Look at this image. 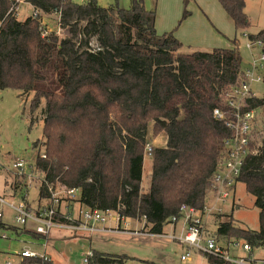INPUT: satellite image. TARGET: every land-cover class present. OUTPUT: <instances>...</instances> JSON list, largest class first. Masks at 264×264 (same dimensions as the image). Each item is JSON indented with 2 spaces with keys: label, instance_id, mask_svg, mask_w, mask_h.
<instances>
[{
  "label": "trees",
  "instance_id": "obj_1",
  "mask_svg": "<svg viewBox=\"0 0 264 264\" xmlns=\"http://www.w3.org/2000/svg\"><path fill=\"white\" fill-rule=\"evenodd\" d=\"M192 1L183 0L178 27L191 16ZM216 1L236 32L249 28L245 0ZM26 3L42 20L60 15L69 35L61 39L52 32L43 37L39 20L31 15L20 21L19 4L0 0V90L33 94L31 110L41 109L44 121L41 144H34L43 152L38 151L32 169L43 179L39 201L50 202L47 185L74 189V197L66 198L69 210L78 206L77 210H110L128 220L144 219V229L152 235H163L165 225L175 223L172 218L180 217L182 207L202 210L220 169L224 142L232 135L214 110L228 113L222 94L245 72L237 38L231 48L188 53L175 30L157 32V14L146 9L144 0H131L129 9L118 3L104 7L98 0ZM247 38L253 45L264 44V30ZM248 105L264 116V93ZM150 126L155 136H165L166 143L152 149L151 177L144 190ZM238 183L254 198L259 229H243L233 214L217 213L213 238L227 245L243 240L252 252L264 248V137L260 153L245 161ZM7 184L18 190L14 181ZM56 220L64 221L61 207ZM18 226L9 228L34 239L47 238L27 225ZM0 227L8 228L2 222ZM90 252L86 264L135 260L124 254ZM204 256L208 264H236ZM21 264L52 262L25 258Z\"/></svg>",
  "mask_w": 264,
  "mask_h": 264
},
{
  "label": "rangeland",
  "instance_id": "obj_2",
  "mask_svg": "<svg viewBox=\"0 0 264 264\" xmlns=\"http://www.w3.org/2000/svg\"><path fill=\"white\" fill-rule=\"evenodd\" d=\"M73 1L80 4L85 2V0ZM114 1L102 0L100 4L101 6L108 7ZM118 1L120 7L123 9H129L131 7L130 0ZM156 2L158 5V0H144V5L148 11L156 12ZM194 3L197 7L203 6L201 5L202 3L200 5L196 1ZM245 3L244 10L250 20V26L246 31L236 32L232 23L228 21L224 11L215 2L213 4L215 6L213 9L214 22L205 16L209 22H206L204 25L201 24V27L203 28V33L210 28L218 33L216 36L221 35L226 47L231 46L232 41L237 38L245 70L249 68V64L253 61L259 66H262L259 74L262 77L260 81L263 84V90L256 93V96L260 97L264 93V61L262 60V48L258 44H255L250 49L247 48V45H249L247 36L249 34L255 35L261 30H264V0H245ZM192 11L193 14H196L194 10ZM32 12L33 10L29 4L21 3L18 8V19L24 21L26 17L32 15ZM46 22L49 25L50 31H57L58 21L56 16L49 17ZM196 22L203 23L200 20ZM196 22L192 24L191 29L199 28L200 24ZM164 28H159L157 30L158 33L168 30ZM188 31L192 32L190 29ZM187 34L190 35L191 33ZM66 36L63 38L58 37L65 39L67 38ZM194 44L196 51H208L207 47L212 45L213 41L211 38H207L205 39L204 46L200 45L202 43ZM183 48L184 51H188L189 49L188 45H183ZM21 94L22 92L11 89L0 90V213L2 215L0 222L8 226V228L0 227V264H20L22 261L20 254L24 250H29L36 254H44L47 251V256L54 261V264H86L85 258H87L88 252L91 249L107 253L124 254L138 259V261L131 260L128 264H144L142 261H152L158 264H208V261L202 253L194 251L191 252L189 258L184 261L181 260V256L188 252L187 247L181 246L176 240H172L169 237L175 235L178 238L183 235L182 231L184 227L186 228L183 219H180L176 226L173 223L165 225V237L155 236V238L149 235L102 233L95 234L92 239H88L86 237H73L69 231L64 229H54L51 232L52 240L46 242L45 239L35 240L27 234H17L12 228H9L19 227L15 223V210L11 207V203L19 206L25 201L34 210L50 203L47 200L39 202L40 181L38 179H34L30 186H26L28 176L17 172L12 167L13 161L16 158H21L27 164L24 171L29 175L35 165L38 151L43 152L41 145L38 148L34 147L35 143L41 144L42 140L44 121L41 109L33 112L31 110L33 94H22V96ZM43 107L44 105L41 108ZM262 119L263 123L261 122ZM262 119L259 116L260 126L263 129L264 116H262ZM149 141V143L154 144V147H161L165 145L166 138L163 134L155 136L152 131V126H150ZM151 168L152 158L146 155L144 158L142 180V188L144 190L148 188L150 182ZM7 173L11 178L7 177ZM7 181H9V184H12L14 181L22 189L17 191L11 190L7 187ZM23 197L26 199L24 200ZM210 202L211 198H208L206 204ZM213 206L223 209L222 214L224 216L233 214V218L239 227L246 230L259 229V211L254 205V198L246 192L243 183L237 184L233 195L226 202H214ZM77 208L78 206H75L74 210H77ZM213 212L218 213L217 211ZM213 214H206L203 218V223L206 225V232L203 236L204 241L213 237L216 231ZM133 224L132 229L138 227V231L148 233L144 229V225H146L144 219H142L141 223L136 222ZM114 226L115 221L113 219L107 220L103 225V227ZM27 227H32V225L29 223ZM236 243L233 242L227 245V242H221V244L229 247L228 255L231 259H247L249 257L257 260L264 259V248L254 249L249 254L243 250L245 241L239 240L238 244Z\"/></svg>",
  "mask_w": 264,
  "mask_h": 264
},
{
  "label": "built area",
  "instance_id": "obj_3",
  "mask_svg": "<svg viewBox=\"0 0 264 264\" xmlns=\"http://www.w3.org/2000/svg\"><path fill=\"white\" fill-rule=\"evenodd\" d=\"M15 1L19 5L21 3H26V0ZM19 5L17 7V13ZM32 17L40 21V29L43 37L52 33L47 27L46 21L41 19L39 12L34 11ZM56 17L58 26L57 31L54 33L63 38L67 35V27L61 24L60 15H57ZM68 36L69 35L66 37ZM255 44H258L261 48L264 46L261 41H258ZM254 45L249 43L248 48H251ZM262 60L264 61V55H262ZM261 68V65L259 66L253 61L251 65H249V68L245 70L241 80L224 91L222 95L229 108L228 113L219 109L214 110L215 118L224 120L225 125L230 129L232 135L224 142V156L220 161V169L213 178L212 189L209 193L211 202L205 204L202 210H197L192 207H182L180 209V217L172 218V221L175 223L179 219H183L186 225L184 235H181L178 238L176 236L169 237L187 247L188 252L182 256V260L189 258L191 252L194 251L200 252L203 255L222 258L236 264H264V261L261 263H253L243 259H231L216 239L211 237L205 241L203 240L205 233L203 228L204 216L206 214H213V211H217L218 214L223 212V209L213 206V203H224L233 195L245 161L247 158L259 154L263 147L264 125L263 129L260 126L261 122L263 123V115L261 114V110L249 108L248 105V101L256 97V93L251 84L254 81L261 80L262 77L259 74ZM259 116H261V122L259 121ZM153 148V143L147 144V156L152 157ZM41 157L45 158V155L41 154ZM26 165V162L19 158L13 161L12 167L17 172L28 176L27 186H30L34 179H38L41 184L43 179L40 176L35 175L32 171L29 175L25 173L24 168ZM47 187L50 192V203L38 210L30 208L26 202H23L19 206H15L13 203L10 204L15 210V223L17 225L25 226L29 222H32L35 224L36 233L44 236L48 235L54 229H64L76 235L118 233L165 237V235H152L150 233L140 232L138 229H132L131 227L133 223L138 221L128 220L120 216L116 211L91 209L69 210L66 198H73L76 194V190L63 188L60 190H54L51 185H47ZM58 207H61V216L64 219L63 222H58L56 220ZM1 217L2 215L0 213V218ZM109 219L115 221V228L108 229L103 227L104 223ZM243 250L250 251L251 247L245 243L243 244ZM90 255L91 252L89 251L87 258H85L86 263ZM20 258L22 260L25 258H32L40 259L43 262L50 261L46 253L36 254L29 250L22 251Z\"/></svg>",
  "mask_w": 264,
  "mask_h": 264
},
{
  "label": "crops",
  "instance_id": "obj_4",
  "mask_svg": "<svg viewBox=\"0 0 264 264\" xmlns=\"http://www.w3.org/2000/svg\"><path fill=\"white\" fill-rule=\"evenodd\" d=\"M86 1V0H85ZM99 1V4L102 0H98ZM131 1V0H130ZM159 4L157 5V2H156V6H157V18H156V24H155V27H156V30H158L159 28H163L165 27L164 29H168V30H165V31H161L160 33H165V32H170V31H174L175 30V37L181 41L183 43V45H188L189 49L188 53L190 52H195L196 51V47H194V43H202L200 45L204 46L205 45V39L207 38H211V40L213 41V44L208 46L207 49L208 51L214 49V48H231V46H227L226 47V44L223 43L224 42V39L222 38L221 35H217L218 33H216L215 31H213V29H210L206 26V28H208V30L204 31L203 33V28L201 27V24L204 25L206 22L208 23L209 20L205 17L207 16L211 21L214 22V17H213V9H214V2L219 5V7L223 10V8L220 6V4L216 1V0H193L189 6H188V10L191 12V16L188 17L181 25L179 28L178 27V22L180 21V19L182 18V13H183V0H158ZM198 3L199 5H203L202 7H197L195 5V2ZM214 1V2H213ZM200 2V3H199ZM114 3H118L119 4V1L118 0H115ZM113 3V4H114ZM101 5V4H100ZM31 7V6H30ZM32 8V7H31ZM33 10V9H32ZM194 10L196 12V14H193V11ZM224 11V10H223ZM33 13V12H32ZM225 13V11H224ZM18 14V13H17ZM226 14V13H225ZM227 18H228V21L232 23V26L234 28V24H233V21L228 17V15L226 14ZM30 17V16H28ZM26 17V18H28ZM25 18V19H26ZM24 19V20H25ZM197 20H200V22L202 21L203 23H199V22H196ZM47 21V18L46 20ZM196 22V23H199L200 26L199 28H193L191 29L190 27L192 26V24ZM47 23V22H46ZM177 25V27H176ZM177 29H176V28ZM212 28V27H211ZM218 28V27H217ZM191 30L192 32H189L188 30ZM220 30H222L221 27H219ZM235 29V28H234ZM188 31V32H187ZM223 31V30H222ZM158 32V31H157ZM187 33H191L190 35H188ZM218 45H221V46H218ZM247 48H248V45H247ZM250 49V48H249ZM251 65V63L249 64ZM252 88L253 90L255 91V93L257 92H260L263 90V84L261 81H254L252 82ZM166 142V141H165ZM19 159V158H16V160ZM27 186V184H26ZM7 187L10 188L11 190H13L12 187H10V185L7 184ZM28 188V187H26ZM18 190H21L22 188H17ZM14 191V190H13ZM25 202V201H24ZM40 202V201H39ZM42 208L41 206L38 207L37 209H40ZM36 209V210H37ZM215 216V215H214ZM213 216V222L215 223V217ZM180 221V219L176 222V223H173L174 226H176V224ZM139 222V221H138ZM32 227H29L30 229H35V224L32 223V222H29ZM28 223V224H29ZM136 223V222H134ZM141 223V222H140ZM204 224V223H203ZM134 225V224H133ZM145 226V225H144ZM205 224L203 225V228H204V231L206 232V228H205ZM104 228H108V229H112V228H115L114 227H104ZM133 229H138V227H135ZM53 231V230H52ZM51 231V232H52ZM185 231H186V228L184 227V230L182 231L183 235L185 234ZM51 232L46 235L47 238H41V239H45L46 242H50L52 240V236H51ZM70 232V231H69ZM71 233V232H70ZM95 234H102V233H95ZM95 234H83V235H76V234H73L71 233V235H73V237H86L88 239H92L93 238V235ZM113 234H116V233H113ZM118 235H122V234H118ZM165 235V234H163ZM175 236V235H173ZM155 238V237H153ZM35 240H40V239H35ZM222 241H218L219 245L222 246V248L225 250V252L228 253V247H226L225 245L221 244ZM179 243V242H178ZM180 244V243H179ZM238 244V243H236ZM181 246H185V245H182L180 244ZM186 247V246H185ZM46 249V248H45ZM245 251V250H244ZM247 253H252L251 250L250 251H245ZM44 253H46L47 255V251H45ZM184 256V255H182ZM181 256V258H182ZM205 257V256H204ZM49 258V257H48ZM135 260H132V261H138L137 258H133ZM240 259H243L245 261L246 258H238L237 260H240ZM49 260L52 262V264H54V261L49 258ZM182 260V259H181ZM23 261V260H22ZM21 261V262H22ZM184 261V260H182ZM250 261H252L253 263H261L264 261V259L262 260H257V259H251ZM21 264V263H20Z\"/></svg>",
  "mask_w": 264,
  "mask_h": 264
}]
</instances>
